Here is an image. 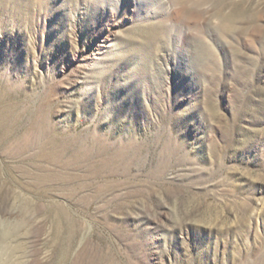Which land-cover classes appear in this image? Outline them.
I'll return each mask as SVG.
<instances>
[{
  "label": "rangeland",
  "instance_id": "1",
  "mask_svg": "<svg viewBox=\"0 0 264 264\" xmlns=\"http://www.w3.org/2000/svg\"><path fill=\"white\" fill-rule=\"evenodd\" d=\"M196 1L0 0V264H264V0Z\"/></svg>",
  "mask_w": 264,
  "mask_h": 264
},
{
  "label": "bare ground",
  "instance_id": "2",
  "mask_svg": "<svg viewBox=\"0 0 264 264\" xmlns=\"http://www.w3.org/2000/svg\"><path fill=\"white\" fill-rule=\"evenodd\" d=\"M184 1V0H183ZM204 0H199V1H196L195 3L197 4V3H200L201 4V2H203ZM202 6V5H201ZM195 8V7H194ZM194 12H187V14H193ZM185 14V13H184ZM196 17V16H195ZM213 66V65H212ZM233 262V261H232ZM242 263V262H241Z\"/></svg>",
  "mask_w": 264,
  "mask_h": 264
}]
</instances>
